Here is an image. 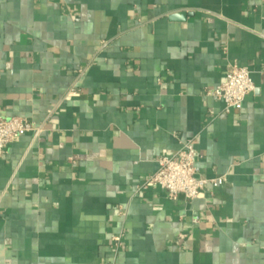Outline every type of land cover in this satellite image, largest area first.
Wrapping results in <instances>:
<instances>
[{
	"label": "crops",
	"instance_id": "0c3cea01",
	"mask_svg": "<svg viewBox=\"0 0 264 264\" xmlns=\"http://www.w3.org/2000/svg\"><path fill=\"white\" fill-rule=\"evenodd\" d=\"M230 64L255 89L227 114ZM12 116L40 131L0 159V264H264V0H0ZM190 140L221 186L139 189Z\"/></svg>",
	"mask_w": 264,
	"mask_h": 264
},
{
	"label": "built area",
	"instance_id": "2783aa9c",
	"mask_svg": "<svg viewBox=\"0 0 264 264\" xmlns=\"http://www.w3.org/2000/svg\"><path fill=\"white\" fill-rule=\"evenodd\" d=\"M255 89L251 71L247 67L230 64L224 78L206 95L223 103V111H239L242 109L246 96ZM40 130L28 119L12 116L0 117V159L7 145L25 133L38 134ZM157 170L146 176L139 186L145 190L158 187L164 190L171 200L184 196L188 200L196 199L208 186L218 187L224 182L223 177L199 178L196 176V151L193 141H188L173 155L160 156ZM118 246L122 245L120 237L114 238Z\"/></svg>",
	"mask_w": 264,
	"mask_h": 264
},
{
	"label": "water",
	"instance_id": "95a60500",
	"mask_svg": "<svg viewBox=\"0 0 264 264\" xmlns=\"http://www.w3.org/2000/svg\"><path fill=\"white\" fill-rule=\"evenodd\" d=\"M189 15H190V13H188L186 11H179V12H175V13H172L171 15H169V20H171V21H185V19Z\"/></svg>",
	"mask_w": 264,
	"mask_h": 264
}]
</instances>
